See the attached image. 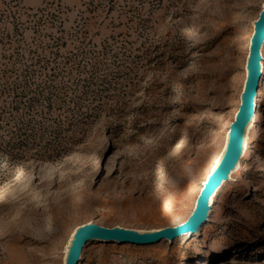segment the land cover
Masks as SVG:
<instances>
[{
  "label": "rangeland",
  "instance_id": "1",
  "mask_svg": "<svg viewBox=\"0 0 264 264\" xmlns=\"http://www.w3.org/2000/svg\"><path fill=\"white\" fill-rule=\"evenodd\" d=\"M263 3L0 0V264H63L87 221L185 220L238 109ZM261 56L243 154L198 233L92 240L76 264H264V42Z\"/></svg>",
  "mask_w": 264,
  "mask_h": 264
},
{
  "label": "water",
  "instance_id": "2",
  "mask_svg": "<svg viewBox=\"0 0 264 264\" xmlns=\"http://www.w3.org/2000/svg\"><path fill=\"white\" fill-rule=\"evenodd\" d=\"M258 17L253 20V31L249 39L246 56V75L239 95L238 109L229 124L224 147L210 173L199 190L194 207L185 220L175 225L152 229H137L120 225L105 226L94 221L77 225L68 241L64 256L65 264H76L82 248L92 240L105 242L152 244L162 239L172 241L177 237L198 233L206 221L212 195L222 183L230 179V173L237 166L243 154L247 129L252 120L259 78L262 72L261 47L264 42V3Z\"/></svg>",
  "mask_w": 264,
  "mask_h": 264
},
{
  "label": "bare ground",
  "instance_id": "3",
  "mask_svg": "<svg viewBox=\"0 0 264 264\" xmlns=\"http://www.w3.org/2000/svg\"><path fill=\"white\" fill-rule=\"evenodd\" d=\"M240 1V0H239ZM244 3V2H243ZM243 6V5H242ZM246 6V5H245ZM232 7V6H231ZM221 8V7H220ZM216 11V10H215ZM215 15V14H214ZM244 16V15H243ZM231 18H233V17H231ZM222 21V20H221ZM241 28H242V26H241ZM232 39V38H231ZM237 39H239V38H237ZM237 41V40H236ZM231 46V45H230ZM235 47V46H234ZM231 49V48H230ZM218 52V51H217ZM213 56H215V55H213ZM221 57V56H220ZM221 63V62H220ZM225 63V62H224ZM219 65V64H218ZM229 66V65H228ZM215 67H216V65H215ZM215 67L213 68V69H215ZM220 67V66H219ZM219 67H216V68H219ZM226 68V67H225ZM220 71V70H219ZM212 73V72H211ZM214 73V72H213ZM214 75V74H213ZM214 86V85H213ZM218 87V86H217ZM223 89V88H222ZM208 90H209V88H208ZM207 90V91H208ZM225 90V89H224ZM208 93V92H207ZM205 94V93H204ZM262 95H263V98H262V100L264 101V89H263V91H262V93H261ZM204 96V95H203ZM220 97V96H219ZM262 97V96H261ZM226 98V97H225ZM209 99V98H208ZM224 100V99H223ZM221 101V100H220ZM217 102V101H216ZM222 102V101H221ZM221 102H219V103H221ZM259 119L261 120V117H259V118H256V121H259ZM244 151V150H243ZM217 199H218V202H223V200L225 199L224 198V192L223 193H220L219 195H218V197H217ZM91 248V246L89 245V244H85L84 246H83V248H82V251H81V254H80V256H81V258H84L85 256H87L88 254H87V252L89 251V249ZM263 263H264V260L262 261ZM66 263V257L64 258V261H63V264H65ZM261 263V262H260Z\"/></svg>",
  "mask_w": 264,
  "mask_h": 264
}]
</instances>
